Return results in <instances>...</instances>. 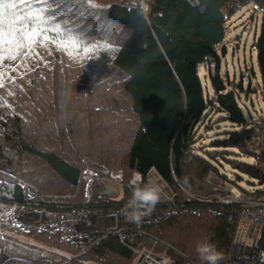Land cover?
<instances>
[{"label": "trees", "instance_id": "trees-1", "mask_svg": "<svg viewBox=\"0 0 264 264\" xmlns=\"http://www.w3.org/2000/svg\"><path fill=\"white\" fill-rule=\"evenodd\" d=\"M233 1L237 2L239 6L253 3L263 13L260 35L254 46L258 70L264 81V0H148L146 1L147 9L141 3L133 0H118L111 1L103 7L109 19L127 27L130 31L126 40L119 46L120 51L113 54H111L113 51L109 52L112 65L120 68L128 77L124 83V89L131 96V107L138 117V127L133 132L130 144L126 143V146H129L127 148L128 162L129 167L140 173L143 179L151 170H155L170 187L176 181L180 182L184 175L192 174L187 172L191 169L190 161L187 158L189 153H192L196 142L195 127L202 120L204 114L210 110L221 113L223 120L229 121L234 126L233 129L224 131L221 137L215 139L214 146L223 148V150L228 147L246 149L252 144L255 128L251 124V119L246 117L239 102V94L236 92V89L242 87L228 85L220 73L222 54L218 46L226 37L228 20L226 8ZM233 12L231 10V14ZM56 22V19L52 21L53 24ZM47 35L56 37L57 34L49 31ZM83 48L80 45L77 50L80 54L76 57L68 54L66 69H75L84 65V74L90 75L88 83L93 85L96 73L92 67H97V53L96 51L85 53ZM221 51L224 53L225 47H222ZM59 53L66 52L58 49L51 40L41 43L38 38L37 42L32 45L31 54L28 57L18 63H5L6 68H3L2 74H0V112L4 109L7 111L8 120L12 121L11 125L20 135L19 144L16 145L19 150L43 159L56 176L69 184L77 185L82 180L84 173H88V167L83 169L73 160H67L61 156L56 150L40 149L22 138L21 122L23 118H26V114L28 122L35 124L36 129H43L45 126V130L50 131L52 137L57 139L58 136H61L64 141L77 146L79 150L83 149L84 144L83 139L80 138L81 129L87 125L88 132L95 136V141L91 135V140L89 138L88 140L91 145L96 143V138L99 135L92 132L95 127L91 125L94 123L88 118H81L75 112H73L74 118L70 121L68 116H64L62 120L58 119L59 117L51 120L47 118L50 114L47 109L54 106L53 102L59 94L64 95L65 91L60 87H63L69 79V77L59 78V71L53 70ZM104 53L108 52L104 51ZM73 58L79 59L73 61ZM212 64L215 65L213 69ZM202 65H206L208 68L214 90L212 96H209L204 90L199 73V68ZM93 73L94 75H92ZM110 78L109 72L99 74L98 85H105ZM72 79L69 83L73 81ZM36 84H40V86L37 88ZM61 91L63 94L60 93ZM37 92H42L44 96H38ZM35 96L36 100H34ZM30 104H33L32 112L29 111ZM100 109L97 108V111ZM59 124H62L63 127L58 126ZM6 131L3 132L6 133ZM103 134L102 132L101 136ZM111 141L109 145L121 147L124 137H119L117 142L112 139ZM255 148L257 150V147ZM257 152L252 156L259 154ZM90 153L88 152L87 156H90ZM4 158L7 157L0 145V160ZM200 163L202 167L199 165L200 169L197 168L198 173H194L193 177L204 180L209 171L215 167L203 159ZM257 165L251 162L243 163L238 168L252 178L261 180L262 169ZM6 166L9 170L0 165L2 169L15 175L16 180L12 182L11 188L0 194V201L11 205L16 202L18 205L26 207L29 204V199L20 179H34V177L29 176L22 169L14 170L11 162H8ZM196 194L205 195L203 192H196ZM130 199L131 197H125L124 200L114 203L99 200L96 202L97 204L88 201L83 206L76 205L73 210L65 208L66 204L63 202L53 200L40 199L39 205L44 209L45 214L57 212L63 216H66L63 211H69V215H74L79 214L83 208L92 209L95 206L100 207L99 209L103 213L117 211L121 214V210L125 208ZM207 208L213 210L219 218L209 227L211 236L207 234V243L215 245L216 249L223 253L224 258L218 261V264H226L234 225L226 220L221 211V205L214 202L192 201L186 198L184 200L177 199L175 203L161 198V202L157 203L153 210L157 213L158 218L155 221L147 222L146 217H143L141 224L137 226L124 219L123 223L127 224L122 226L130 228L131 232H125L123 235L110 233L103 236L102 241L101 239V242L99 241L101 247L99 250L115 252L130 258L136 250L129 243L130 236L145 238L150 243L158 240L155 239L156 237L164 241L172 240L173 232L183 229L180 216H187L190 212L193 215L195 210L203 211ZM122 216L125 217L123 214ZM13 223L18 227L21 225L17 221H13ZM77 223L76 218L74 221L69 216L67 219L59 221L55 217L46 215L43 220L26 224V227L27 231L31 232L35 238L43 240L47 244L56 243L55 239L59 237L63 242L71 241L72 245H76L78 242L74 239L76 238ZM143 228L147 230L144 231ZM88 241L91 243L90 240ZM89 243L85 244L87 245L86 252H89ZM173 245L175 244L173 243ZM95 246L97 245L95 244ZM5 249L11 252L10 255L28 260L39 261L43 257L41 248L33 244L20 243L15 246L11 242H6ZM176 258L174 256L172 259L176 264H180V259ZM25 259L13 258L8 260L7 264H18L17 262L33 264ZM70 259L66 264L79 261L81 257L75 256ZM195 261L199 264H208L207 261L198 257Z\"/></svg>", "mask_w": 264, "mask_h": 264}, {"label": "rangeland", "instance_id": "rangeland-1", "mask_svg": "<svg viewBox=\"0 0 264 264\" xmlns=\"http://www.w3.org/2000/svg\"><path fill=\"white\" fill-rule=\"evenodd\" d=\"M111 1L118 0H50L47 5L41 6L47 7L49 9L48 14L55 17L63 30H67L65 35L68 32L79 35L83 40L82 47L90 46L98 41L119 47L126 40L130 31L127 27L107 17L103 7ZM133 1L141 3L145 8L148 0ZM231 10L234 11L233 14H231ZM226 12L228 19L226 24L227 33L224 41L218 46L222 54L220 73L228 85L234 87L240 85L242 87L236 89V92L239 94V102L246 117L251 119L252 122L258 116L264 114V81L258 70L254 46L257 37L260 35L263 13L253 3L239 6L235 1L229 4ZM222 47H225L224 53L221 51ZM96 53L97 67H92L96 73L93 85L88 83L90 75L84 74V65L75 69H66L68 54H58V61L54 64L53 70L59 71V78L69 77V79L63 87H60L61 90L65 91L64 95L59 94L53 102L54 106L47 109V112L50 113L47 116L49 120L56 117L62 120L64 116H68L70 121L74 118L73 112L81 118H88L89 121L94 123L91 125L95 127L92 132L99 135L95 144L91 145L88 140V138L91 140L92 136L95 141V136L93 133L88 132L89 129L85 125L88 123H85V127L81 129L82 135L80 138L83 139L84 144L83 149L79 150L77 146L64 141L61 136H58L57 139L52 137L51 132L45 130V126L43 129H36L35 124L28 122L26 114V118H23L21 122L23 127L22 138L26 142L34 144L40 149L56 150L67 160H73L74 163L79 164L81 168L88 167V173H84L79 184H69L56 176L43 159L19 150L16 145L19 144L20 135L16 133L11 125L12 121L8 120L7 111L4 109L0 112V145L4 149L5 157H7L0 160V165L9 170L6 164L11 162L14 170L22 169L34 179H39H20L29 199V204L26 207L18 205L16 202L11 205L0 201V248L3 249V252L11 254L8 249H5L6 242H11L15 246L20 245V243L33 244L41 248L43 257L39 260L40 264H66L70 258L75 256H80L81 259L72 264H138V253L145 249H153L159 253L165 251L171 258L174 256L177 257L176 259L179 258L180 264H187L184 257L190 259V264H199L195 261L196 257L201 259L200 254L197 252V246L207 243V234L211 236L210 225L219 220L217 214L209 208L203 211L195 210L193 215L190 212L187 216H180L179 219L182 220L183 229L173 232L174 238L172 240L164 241L156 237L155 239L158 240L150 243L145 238L130 236L129 243L136 250L132 257L126 258L115 252L99 250L103 236L118 229L119 224H127L126 222L123 223L125 217L119 212L103 213L99 209L100 207L95 206L92 209L83 208L79 214L74 215H69V211H63L66 214V216H63L57 214V212H47L45 214L44 209L39 205L40 199L44 201L53 200L63 202L66 204L65 208L73 210L76 205L83 206L88 201H91L92 204H97L96 202L99 200L114 203L132 196L130 181L133 175L138 172L129 167V153L127 150L129 146H126V143L130 144L133 132L138 127V117L132 110L131 96L124 89V83L128 77L124 71L112 65L110 52L104 53L102 50H96ZM113 53L114 51L111 52V54ZM72 56L76 57V54ZM78 59L73 58V61ZM214 66L212 64V69ZM107 72L111 75L109 82L99 86L97 82L98 75ZM199 73L205 92L212 96L214 90L207 66H200ZM70 79L73 80L71 83H69ZM39 86L40 84H36L37 88ZM60 93L63 94L62 91ZM37 95L44 96L42 92H37ZM34 100H36V96ZM104 104L105 106H103ZM97 108H101L100 111H97ZM29 111H33V104H30ZM222 117L223 115L216 110H210L204 114L202 120L196 125V142L192 153H189L187 158L190 161L189 166H191V169L187 172L192 174L184 175L180 182L176 181L174 185L169 187L155 170H151L144 179L141 176V186L151 180L160 187L161 192H163L161 198L164 200L171 201L168 198L172 193L179 195L178 200L190 199V193L201 192L196 183L207 181L212 170L219 173L226 181H230L233 186L232 191L236 194L241 193L242 190L258 188L260 181L243 173L238 168L243 163H253L250 156L258 150V148L256 150L255 147L257 146L253 144V140L252 144L246 149L228 147L223 150V148L214 146L215 139L221 137L224 131L234 128L229 121L223 120ZM58 126H62V124ZM3 131H6V133ZM102 132L104 134L101 136ZM119 137H124V143L121 147L113 144L109 145V142H112L111 139L117 142ZM65 139H67V136H65ZM88 152H91L90 156H87ZM255 156L259 162L257 166L262 169L261 171H264L263 157H260L259 154ZM202 159L210 162L215 168L209 171L204 180L195 177L196 182L191 184L190 177H193L194 173H198L197 168L200 169L199 165L202 167L200 163ZM189 166L188 168H190ZM14 180H16L15 175L0 167V194L11 188ZM209 183L211 184V181ZM106 188L111 189L113 192H103ZM163 189L167 190L169 194L165 195ZM211 194L213 193L211 192ZM28 209H30V214L26 215L25 211ZM8 212L10 213L7 215ZM22 212L24 214H21ZM46 215L55 217L59 221L60 219H67L68 216L74 221L76 218L78 223L83 220L84 226L78 228L79 231L74 239L79 244L72 245L71 241L63 242L59 237L55 239L57 240L56 243L47 244L27 231L26 224L41 221ZM145 217L147 222L158 219L155 211ZM13 221H17L21 225L19 227L14 225ZM143 230L146 231L147 229L143 228ZM120 235H123V233ZM100 239L99 244L95 246V243ZM86 242L89 243V252H86ZM7 261L5 260L2 264H7Z\"/></svg>", "mask_w": 264, "mask_h": 264}, {"label": "built area", "instance_id": "built-area-1", "mask_svg": "<svg viewBox=\"0 0 264 264\" xmlns=\"http://www.w3.org/2000/svg\"><path fill=\"white\" fill-rule=\"evenodd\" d=\"M251 124L255 128L253 144L257 146L260 157L264 159V114L254 119ZM250 157L254 164H259L256 156ZM262 174L258 188L242 190L241 193L236 194L232 191L233 186L230 181H226L219 173L211 170L207 181L196 183L205 195L190 193L192 201L214 202L221 205L226 220L234 225L227 264H264V171ZM163 191L165 195L169 194L167 190L163 189ZM168 199L175 203L178 195L172 193ZM25 214L29 215L30 209L25 211ZM129 231L130 228L119 224L118 229L112 233L122 234ZM1 250L3 249L0 248V264L4 263ZM184 258L187 264L191 263L189 258ZM138 264L176 263L165 251L159 253L153 249H145L138 253Z\"/></svg>", "mask_w": 264, "mask_h": 264}, {"label": "snow or ice", "instance_id": "snow-or-ice-1", "mask_svg": "<svg viewBox=\"0 0 264 264\" xmlns=\"http://www.w3.org/2000/svg\"><path fill=\"white\" fill-rule=\"evenodd\" d=\"M50 0H0V74L5 63L20 62L31 54V47L40 42L51 40L58 49L69 55H79L82 38L61 28L60 23L52 24L55 17L49 15L47 5ZM94 6V5H93ZM51 25V26H50ZM55 32L56 37L47 35ZM112 45L96 42L85 46L83 52L94 53L96 50L107 51Z\"/></svg>", "mask_w": 264, "mask_h": 264}, {"label": "clouds", "instance_id": "clouds-1", "mask_svg": "<svg viewBox=\"0 0 264 264\" xmlns=\"http://www.w3.org/2000/svg\"><path fill=\"white\" fill-rule=\"evenodd\" d=\"M147 6L145 5V8ZM114 51L119 52L120 49L117 46H112L106 52ZM142 184V177L140 173H135L130 181L132 187V196L128 204L121 210V214L125 216V219L129 223H135L139 226L142 222V218L151 213L156 204L161 202V189L153 181L149 180ZM197 252L200 257L207 261L208 264H218V261L222 260L223 253L218 251L215 245L210 243H203L197 246Z\"/></svg>", "mask_w": 264, "mask_h": 264}, {"label": "water", "instance_id": "water-1", "mask_svg": "<svg viewBox=\"0 0 264 264\" xmlns=\"http://www.w3.org/2000/svg\"><path fill=\"white\" fill-rule=\"evenodd\" d=\"M195 182H196V179L194 177H190V183L194 184ZM103 192H113V191L111 189H109V188H106ZM1 251H3V250H1ZM13 258L25 259V258H22V257H18V256H15V255H10L8 253L3 252V260L4 261L5 260H10V259H13ZM25 260H28V259H25ZM28 261L33 263V264H40L39 261H34V260H28Z\"/></svg>", "mask_w": 264, "mask_h": 264}, {"label": "flooded vegetation", "instance_id": "flooded-vegetation-1", "mask_svg": "<svg viewBox=\"0 0 264 264\" xmlns=\"http://www.w3.org/2000/svg\"><path fill=\"white\" fill-rule=\"evenodd\" d=\"M82 219H83V218H82ZM24 220H27V219H24ZM24 220H23V221H24ZM81 226H84V224H83V220L80 221V223H77L76 228H75V234L79 231L78 228L81 227ZM90 229H91V228H90ZM99 241H100V240H98L95 244H96V245L99 244Z\"/></svg>", "mask_w": 264, "mask_h": 264}, {"label": "bare ground", "instance_id": "bare-ground-1", "mask_svg": "<svg viewBox=\"0 0 264 264\" xmlns=\"http://www.w3.org/2000/svg\"><path fill=\"white\" fill-rule=\"evenodd\" d=\"M212 179L214 180V176H212ZM2 258H3V254H1Z\"/></svg>", "mask_w": 264, "mask_h": 264}]
</instances>
